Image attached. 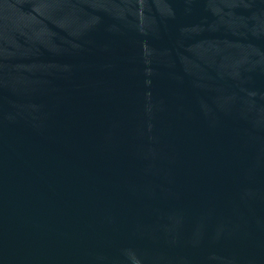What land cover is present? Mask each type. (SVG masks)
<instances>
[{"label": "water", "instance_id": "water-1", "mask_svg": "<svg viewBox=\"0 0 264 264\" xmlns=\"http://www.w3.org/2000/svg\"><path fill=\"white\" fill-rule=\"evenodd\" d=\"M0 264H264V0H0Z\"/></svg>", "mask_w": 264, "mask_h": 264}]
</instances>
